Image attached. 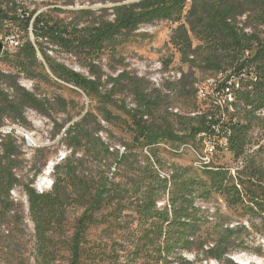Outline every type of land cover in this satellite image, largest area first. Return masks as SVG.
Returning a JSON list of instances; mask_svg holds the SVG:
<instances>
[{"label":"trees","instance_id":"16d2710c","mask_svg":"<svg viewBox=\"0 0 264 264\" xmlns=\"http://www.w3.org/2000/svg\"><path fill=\"white\" fill-rule=\"evenodd\" d=\"M97 1L112 7L58 9L67 16L57 17L28 12L22 0H0V35H20L18 48L0 55L7 67L0 70V128L6 120L28 127L25 112L33 110L53 122L56 136L63 131L67 151L52 168L50 188L39 193L32 186L36 174L27 182L17 175L24 155L18 139L0 133V237L23 224L24 212L10 195L20 185L34 231L33 264L54 263L61 247L67 264L118 263V253L124 264H192L183 252L200 263L239 264L230 258L234 248L250 231L264 236V164L256 153L263 146L250 152L253 129L264 128V0ZM158 22L176 24L169 41L186 70L156 87L127 70L120 50L139 27ZM52 51L70 55L86 74L57 62ZM195 69L206 75L202 81L221 76L217 90L230 76L245 72L246 78L230 105L218 109L207 99L201 111ZM20 78L70 87L93 105L72 115L69 101L37 97ZM177 102L189 111L172 113ZM213 127L226 146L217 147L211 163L170 168V177H161L169 168L163 154L202 144L217 135ZM225 152L241 162L234 175L219 161ZM217 197L249 227L229 224L218 210L210 214L205 208ZM72 211L79 214L70 220ZM92 228H101L110 254L90 249ZM17 251L11 249L13 264H30L14 257ZM255 254L263 256L261 249Z\"/></svg>","mask_w":264,"mask_h":264},{"label":"rangeland","instance_id":"374dc122","mask_svg":"<svg viewBox=\"0 0 264 264\" xmlns=\"http://www.w3.org/2000/svg\"><path fill=\"white\" fill-rule=\"evenodd\" d=\"M27 11H36L37 13L43 11H50L51 15L57 17H65L67 14H59L56 10H75L81 8L89 9H108L112 7L109 2L101 3L97 0H74L73 6L64 5L66 0H22ZM123 3L136 2L139 0H120ZM110 11V10H109ZM176 24L169 22H158L152 25H143L134 34V37L123 45L120 52L124 58V65L128 71L137 74L138 76H143L149 79L155 86L161 85L166 81L167 77L172 79V77H178V71L180 69L186 70L185 65H181L179 54L176 49L170 43V35ZM20 36V35H19ZM18 35L15 37L20 40ZM0 37H4L0 35ZM9 48L2 49V53L11 52ZM57 62L65 65L69 69L86 74V71L81 69L74 58L70 55L60 53V52H50L49 53ZM103 63H106L104 58ZM0 70L6 71L7 67L0 60ZM195 78L198 84H205V80L202 81L206 75H203L198 69H195ZM19 85L24 87L29 92H34L37 97L45 96L47 99H54L60 97L66 101L70 102L69 108H71L70 113L75 115L76 112L82 109L88 108L93 104L84 96L82 93H75L70 87L60 88L56 85L45 84V83H35L24 78L19 79ZM129 98L126 99V103L129 104ZM197 109H205V105L201 104V100L197 99ZM170 108L172 113L183 114L187 110V107L181 105L177 102ZM264 118V115H262ZM54 119L57 122H61L64 119V115H54ZM25 119L29 124L28 127H22L17 122H12L6 120L3 127L0 128L1 134L11 133L17 139L21 145L24 155L20 158L22 163L17 171V175L22 181L27 182L34 177L32 186L34 189L41 193L47 191L52 183L51 172L52 168L57 161L64 157L67 153L65 147L60 142L63 131L61 134L56 136V129L53 126V122L33 110H26ZM264 131L263 127H255L253 129L252 137H255L256 143L261 140V133ZM120 134V133H119ZM260 134V135H259ZM123 135V134H121ZM128 138L127 135H123ZM28 137V141L26 140ZM24 141V144L22 143ZM184 149L180 152V147L178 150H170L168 153L163 154V158L167 166V171L160 172L163 177L171 175V169L179 167L192 166L198 170L204 168L211 163L212 158L199 156L203 152V145L197 144L195 146L183 145ZM226 146V140L224 138V145ZM40 148H44V152L37 151ZM258 158L264 164V145L256 152ZM197 155H199L197 157ZM45 156V158H44ZM220 163L225 164L229 167H234L236 162L233 160L232 155L225 152L219 154ZM197 162L195 166L194 162ZM170 165V166H169ZM171 168V169H170ZM40 172L38 173V171ZM235 173H232L234 175ZM10 195L14 202L19 206L18 208L23 210V224L10 227L12 228V234L7 237H0V264H13L14 261L11 255V249L14 247L18 249V253L14 257L29 258V263L33 264V247H34V231L33 225L27 218V200L22 187L16 186ZM205 207V206H204ZM209 208L210 214L215 213L216 210L219 213H223L229 220V224L236 225L237 223H243L249 227V222L246 219H242L237 213L232 210H227L222 199L217 197L215 203L210 204ZM79 214L78 211H72L69 214L70 220ZM215 218L210 221H214ZM251 221L257 225L259 219L251 218ZM1 229H5L2 226ZM70 235V233H66ZM87 239L91 245V250H96L97 252L104 250L103 252L110 254V250L107 246L109 245V240L105 237L104 233L101 232V228H92L87 234ZM99 245V246H97ZM259 249L262 250L263 256H258L255 254ZM102 252V253H103ZM182 255L190 261L192 264H205L206 262L200 263L196 261V257L193 253L183 252ZM238 255L248 259V264H264V236L250 231V234L244 238V244L242 247L234 248L233 256ZM115 257V256H114ZM119 261L118 263L110 262L108 259L103 261H98V258L87 259L84 264H124L125 256L122 253H118ZM68 252L65 248L61 247L58 254L57 260L52 264H67ZM206 264H216L215 261H209Z\"/></svg>","mask_w":264,"mask_h":264},{"label":"built area","instance_id":"2783aa9c","mask_svg":"<svg viewBox=\"0 0 264 264\" xmlns=\"http://www.w3.org/2000/svg\"><path fill=\"white\" fill-rule=\"evenodd\" d=\"M0 42L2 43L3 49L9 48L12 51L18 48L20 44L19 40L15 37V35H9V34L5 35L4 37H0ZM178 78L179 77H172V79H170L169 77H167L166 74V80H175ZM221 78L222 77L219 76V80L217 81L220 82ZM245 78H246L245 72L239 73L238 76L235 75L230 76L226 84L224 86H221L219 90L216 89L217 81L215 79L213 78L206 79L205 84H199L196 87L197 89L196 97L201 101H205L207 99L210 100L212 104L219 109V102H225L226 95H233V97H235L236 99V91L240 89V79H245ZM159 86L160 85H156V87ZM261 114L264 115V112H261ZM213 129L216 133L219 131L217 127H213ZM224 138L225 135L219 134V132L213 138H204L202 141V145L204 147L203 152L200 156L197 155V157L199 156V159L202 157L213 158L217 147L224 145ZM263 145H264V131L261 133V140L259 141V143H255L251 147L250 152L257 150L260 146ZM183 149L184 146L182 145L180 147V152H182ZM197 162L199 161L194 162L195 166L197 165ZM240 167H241V162H238L234 167H229V170L231 171V173H235L236 170H238Z\"/></svg>","mask_w":264,"mask_h":264},{"label":"bare ground","instance_id":"6f19581e","mask_svg":"<svg viewBox=\"0 0 264 264\" xmlns=\"http://www.w3.org/2000/svg\"><path fill=\"white\" fill-rule=\"evenodd\" d=\"M179 77V75H178ZM235 97H233V95H226L225 97V102H219V107H224L226 105H230L233 101H234ZM261 112H264V111H261ZM261 112H259V115H261ZM26 140L28 141V137H26ZM161 177H163V175H161ZM166 178H169V174L167 176H165ZM233 258L235 259L236 262L238 263H245L247 264L248 263V259H244V257L242 256H233Z\"/></svg>","mask_w":264,"mask_h":264},{"label":"water","instance_id":"95a60500","mask_svg":"<svg viewBox=\"0 0 264 264\" xmlns=\"http://www.w3.org/2000/svg\"><path fill=\"white\" fill-rule=\"evenodd\" d=\"M2 49H3V46H2V43L0 42V55L2 54ZM235 256H238V255H235ZM233 261H235V259L232 257L231 258ZM236 262V261H235ZM238 263V262H237ZM239 264H245V263H239ZM248 264V263H247Z\"/></svg>","mask_w":264,"mask_h":264}]
</instances>
